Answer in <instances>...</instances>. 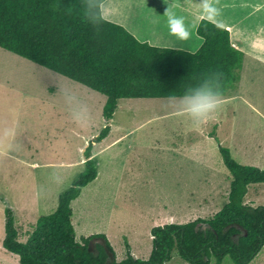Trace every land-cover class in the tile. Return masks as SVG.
<instances>
[{
	"label": "rangeland",
	"instance_id": "obj_1",
	"mask_svg": "<svg viewBox=\"0 0 264 264\" xmlns=\"http://www.w3.org/2000/svg\"><path fill=\"white\" fill-rule=\"evenodd\" d=\"M185 1L106 0L102 10L140 41L194 52L205 17L188 21L179 12ZM188 1L202 12L204 0ZM223 1L243 27L218 24L230 32L243 61L239 82L203 124L184 114L181 97L119 99L105 120V95L0 48V264H19L2 246L5 210L12 211L19 241L26 242L37 220L54 212L60 193L84 171L83 151L106 126L107 136L90 149L97 177L71 202V223L79 244L103 235L116 261L148 260L156 228L208 220L223 207L231 174L220 147L239 164L264 169V61L254 59H264V0H237L252 4L246 8H237L235 0L208 3L218 12ZM168 12L183 18L186 41L170 35ZM63 88L87 105V127L72 121ZM244 202L263 206L264 184L250 185ZM166 264L185 263L173 254ZM248 264H264V246Z\"/></svg>",
	"mask_w": 264,
	"mask_h": 264
},
{
	"label": "trees",
	"instance_id": "obj_2",
	"mask_svg": "<svg viewBox=\"0 0 264 264\" xmlns=\"http://www.w3.org/2000/svg\"><path fill=\"white\" fill-rule=\"evenodd\" d=\"M104 1L98 0L104 23L97 29L89 23L97 0H0V48L105 95L108 121L119 99L180 98L201 84L224 98L239 82L243 56L227 29L201 19L196 32L203 40L194 52L150 45L106 19ZM108 133L106 126L88 143L87 158L93 143ZM219 150L231 174L227 202L208 220L156 228L148 260L116 261L103 235L75 241L70 204L97 177L93 158L60 193L54 212L37 220L26 242L19 241L12 211L6 209L2 246L19 264H166L173 254L185 264H248L264 246V205L250 207L244 199L250 185L264 184V169L241 165L228 149ZM93 238H103L105 245L89 248Z\"/></svg>",
	"mask_w": 264,
	"mask_h": 264
},
{
	"label": "clouds",
	"instance_id": "obj_3",
	"mask_svg": "<svg viewBox=\"0 0 264 264\" xmlns=\"http://www.w3.org/2000/svg\"><path fill=\"white\" fill-rule=\"evenodd\" d=\"M214 11L215 10L208 3V0H204L203 13L205 14V18L211 19L210 14ZM89 23L93 26V28L97 29L104 23L98 0L95 11L89 13ZM167 23L170 35L176 37L177 40L186 41L189 38L190 34L184 26L183 18L177 17L172 12H168ZM61 94L71 108L70 116L72 121L79 127H87L90 123V113L87 105L81 102L78 96L69 88L61 89ZM221 95L222 94L215 92L205 84H201L181 97V106L184 110V114L187 115L194 123L203 124L207 122L210 116L219 108L220 99H224L221 98ZM171 98L172 97L169 99ZM83 155V165L87 159H96L95 156L93 157L91 155L87 158L84 152Z\"/></svg>",
	"mask_w": 264,
	"mask_h": 264
},
{
	"label": "crops",
	"instance_id": "obj_4",
	"mask_svg": "<svg viewBox=\"0 0 264 264\" xmlns=\"http://www.w3.org/2000/svg\"><path fill=\"white\" fill-rule=\"evenodd\" d=\"M209 2H210V0H209ZM234 4H235V6L237 8H240V7H245L246 8V6H252L251 3L247 4L245 2H241V1H237V0L234 1ZM212 7L214 8V6H212ZM230 7H231L230 6V2L223 1L219 5V10H217L218 12L214 11V13H211V15L214 16V17H211V19H208V18H205V19H207L209 21H212V22L216 21L217 22L216 24L219 23L222 26L233 25V24L234 25H237L236 23L239 22V19H237V18L235 19L234 16H233V14L231 12H228L227 11V8H230ZM197 11L198 10H197V7L195 6V4L194 3H189L188 0L185 1L184 5H181V8L179 10V12L187 20L189 19L190 21H193L192 23H196L197 21L200 20V18L205 17V14L203 13V9H202V12L201 13L200 12L198 13ZM251 25H253V24H251ZM242 27H243V24L242 25H237L236 26V29H238V31H239V29H241ZM246 40H247V38L245 39V41ZM201 42H202V39H201ZM233 46L236 47L235 44ZM254 59H257L260 62H263L264 61V59H261V58L255 57V56H254ZM90 155L94 157L95 156V153H91ZM83 161L84 160H82V162Z\"/></svg>",
	"mask_w": 264,
	"mask_h": 264
},
{
	"label": "water",
	"instance_id": "obj_5",
	"mask_svg": "<svg viewBox=\"0 0 264 264\" xmlns=\"http://www.w3.org/2000/svg\"><path fill=\"white\" fill-rule=\"evenodd\" d=\"M101 244V245H105V241H104V239H102V238H95V239H93V240H91L90 242H89V248H92V245L94 246V244Z\"/></svg>",
	"mask_w": 264,
	"mask_h": 264
}]
</instances>
